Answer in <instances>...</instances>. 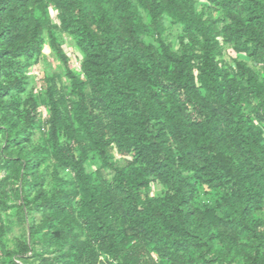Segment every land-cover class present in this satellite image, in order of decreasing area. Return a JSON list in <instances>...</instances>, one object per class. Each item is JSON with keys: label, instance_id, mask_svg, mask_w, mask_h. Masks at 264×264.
Wrapping results in <instances>:
<instances>
[{"label": "trees", "instance_id": "obj_1", "mask_svg": "<svg viewBox=\"0 0 264 264\" xmlns=\"http://www.w3.org/2000/svg\"><path fill=\"white\" fill-rule=\"evenodd\" d=\"M206 1L0 0V212L43 217L17 260L264 264V0ZM48 44L73 88L26 94Z\"/></svg>", "mask_w": 264, "mask_h": 264}, {"label": "rangeland", "instance_id": "obj_2", "mask_svg": "<svg viewBox=\"0 0 264 264\" xmlns=\"http://www.w3.org/2000/svg\"><path fill=\"white\" fill-rule=\"evenodd\" d=\"M199 3L201 6H207L206 0H199ZM207 4V5H206ZM52 14L56 15L58 13V10L52 7ZM166 26H167V34L169 37V40L171 41L173 45V49L176 51H179V43H178V34L180 33L181 27L176 24H172L171 21H169L168 18H166ZM62 35L65 37L64 31H61V29H58ZM70 40L69 37L67 39ZM152 40V39H150ZM228 45H224V56L226 59L230 58V61H234V59L238 60H247L257 71H261V67L259 65H256L251 59H248L245 55L234 53L231 49V47H227ZM67 47V46H66ZM69 55L71 54L69 50ZM44 56L40 58L39 61L35 62V64L31 67V70H29L26 75L28 76L29 85H28V91L26 94L30 92H37L41 91V83L42 80L45 79L47 75H57V79L61 86H65L67 88V91L70 92L73 88V84L67 74L65 73V69L60 63V61L56 58L55 55L52 53L51 46L48 44L44 47ZM81 61H78L74 59L72 61V71L74 74L81 75L82 68L79 66ZM80 67V68H79ZM51 117V111L49 106L47 105H41L38 108V120L40 122H47V120ZM41 133H38L35 135V143H38L41 138ZM114 155L116 154L115 150L113 151ZM101 166V163L94 159L93 162L87 164V167L89 171H94L98 169ZM4 171L0 169V181L4 176ZM107 177L111 180L114 173L107 169L106 170ZM54 185V180L52 177H50L45 185L46 189H51ZM7 189L9 190L10 194L12 193L11 184H8ZM3 189H0V195L3 193ZM165 187L159 182H155L150 190V193L152 196H160L164 193ZM205 198V196H204ZM14 201L11 200V198H6V203L2 205V207H5L7 205L13 204ZM29 213L26 217L23 216V214L18 211L17 208L14 207H7V208H1L0 212V228L4 227L5 229V235L3 238V242L6 244V248H3L0 244V264H12L11 261L16 259L20 264H31V262H35L36 264H40V259L35 258L34 260H17L19 258V255H24L25 250L28 248L29 241H30V231L29 227L30 225L39 226L42 221L43 217L40 212H36V210H31V207L28 208ZM41 235V234H40ZM16 253H18L16 255ZM17 256V257H16Z\"/></svg>", "mask_w": 264, "mask_h": 264}, {"label": "built area", "instance_id": "obj_3", "mask_svg": "<svg viewBox=\"0 0 264 264\" xmlns=\"http://www.w3.org/2000/svg\"><path fill=\"white\" fill-rule=\"evenodd\" d=\"M71 58H72V60L74 59V57H72V56H71ZM79 68H80V67H79Z\"/></svg>", "mask_w": 264, "mask_h": 264}]
</instances>
